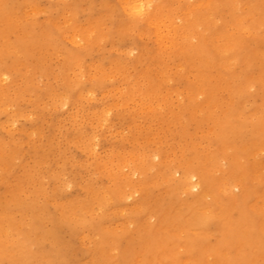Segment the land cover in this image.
<instances>
[{
	"label": "bare ground",
	"instance_id": "obj_1",
	"mask_svg": "<svg viewBox=\"0 0 264 264\" xmlns=\"http://www.w3.org/2000/svg\"><path fill=\"white\" fill-rule=\"evenodd\" d=\"M120 1L133 21L143 19L154 28L155 46L162 47L164 43L167 49L181 41L184 54L195 62L193 90L183 96L187 103L182 110L188 109L192 114L200 111V96L211 105L213 94L205 87L213 53L199 42L193 43L201 24L199 10L194 12L195 1L186 0L185 23L173 34L170 46L163 41L166 34L160 28L177 16H166L160 4L149 1ZM3 13H9L8 4L0 5V15ZM37 33L19 19L0 26V43L14 55L13 61L7 62L0 54V118H5L0 129L6 133L5 137L0 135V169L4 170L0 174V264H264V158L257 161L264 152V113L254 122L238 115L232 106L224 119L210 113L206 118L211 119L214 141L229 151H221L224 163L208 150L204 156L195 155L196 165H170L164 181L172 193L157 200L152 189L158 180V174L152 172L156 155L135 149L122 154L117 162L101 161L91 125L83 119L80 104L73 96L79 83H72L64 89V97L57 98L53 105L60 109L72 107L73 113L69 114L76 124L72 146L97 160L98 171L103 172L107 185H97L87 178L76 185L77 191L68 201L54 199L52 209L41 201L46 190L38 182V175L43 173L45 159L35 157L32 167L22 166L21 145L9 150L18 117L23 115L20 101L24 88L17 79L25 74L26 62L34 50L42 42L49 46L53 40L51 34L43 39ZM232 40L230 36L229 41ZM163 78L169 80L167 71ZM255 84L264 96V83ZM139 94L140 102L134 105L138 114L161 108L162 104ZM175 94L176 99L181 98L182 93ZM233 95L247 99L248 89H234ZM159 97L163 103H172L169 93L155 98ZM85 98L90 99V94L86 93ZM254 139L260 141L258 147L249 144ZM52 147L48 141L41 155L46 156ZM257 167L263 172L255 177L252 171ZM6 169L20 171L10 180ZM175 171L181 174L177 180L173 178ZM45 172L55 184L67 186L58 170ZM233 189L238 193H233ZM138 194L132 207L124 208V202ZM256 198L263 201L260 208L256 203L250 204ZM110 214L125 216L127 224L110 225ZM76 241L84 249H77Z\"/></svg>",
	"mask_w": 264,
	"mask_h": 264
},
{
	"label": "rangeland",
	"instance_id": "obj_2",
	"mask_svg": "<svg viewBox=\"0 0 264 264\" xmlns=\"http://www.w3.org/2000/svg\"><path fill=\"white\" fill-rule=\"evenodd\" d=\"M142 1L160 4L168 17L177 16L160 28L166 34L163 33V41L170 46L173 34L185 23L186 0ZM193 1L194 12L199 10L201 14L193 43L199 42L213 53V65L206 75L208 87H205L213 94L211 105L205 104L200 96L197 101L201 102V109L194 114L182 107L187 103L183 96L193 90L195 62L184 54L181 41L167 49L164 43L162 47L155 46L154 28L143 19L133 21L120 0H0V5L9 7L8 14L0 15V26L19 19L43 39L47 34L53 36L51 46L42 42L34 50L26 62L25 74L17 79L24 88L20 101L23 115L18 117L14 141L9 146L11 151L21 145L22 166L32 167L35 157L45 159L38 182L46 190L41 201H46L48 208H53L54 199L68 201L77 191L76 185L87 178L97 185H107L103 172L98 171L97 160L72 146L76 125L69 114L73 113L72 107L60 109L53 105L57 98L64 97V89L72 83H79L73 96L80 104L83 119L91 125L101 161L117 162L122 154L135 149L156 155L152 172L158 174V180L152 189L157 200L172 193L164 181L170 165L188 162L196 165L195 155L204 156L208 150L214 151L224 163L221 151H229L222 150L224 147L214 141L211 119L206 118L210 113L224 119L232 106L250 122L264 113V96L255 84L264 83V0H189ZM230 36L234 39L231 42ZM0 54L7 62L14 59L2 43ZM166 71L167 81L163 78ZM97 83L103 85L99 87ZM237 88H247L248 98L234 96L233 90ZM177 92L182 93L180 99H176ZM86 93L90 99L85 98ZM139 93L153 103L162 104L161 108L138 114L134 105L140 102ZM166 93L171 95L172 103L155 98ZM4 120L0 118V122ZM0 135L5 137V130L0 129ZM48 141L53 147L46 156L41 155ZM259 143L257 139L249 142L255 147ZM261 153L257 161L264 158V152ZM47 169L62 173L67 186L52 182L45 172ZM6 170L10 180L20 171ZM3 171L0 169V174ZM262 172L261 167L252 171L255 177ZM180 175L175 171L173 178L177 180ZM233 193H238L237 189ZM138 197L139 194L126 200L124 208L130 209ZM254 203L258 208L263 206L260 198L250 204ZM110 220L112 226L127 224L125 216L119 214H110ZM208 239L213 241L210 236ZM76 248L84 249V246L76 241ZM124 248L125 244L120 250Z\"/></svg>",
	"mask_w": 264,
	"mask_h": 264
}]
</instances>
